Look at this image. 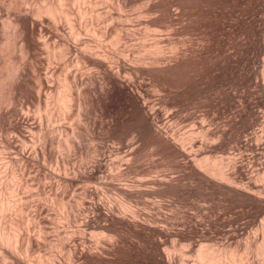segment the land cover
<instances>
[{"label":"rangeland","instance_id":"rangeland-1","mask_svg":"<svg viewBox=\"0 0 264 264\" xmlns=\"http://www.w3.org/2000/svg\"><path fill=\"white\" fill-rule=\"evenodd\" d=\"M66 1L64 7L69 8L71 15L74 17H77L79 9L92 10L91 4L93 2L101 3L100 11L106 10L102 12L107 14V11L110 12L111 10L113 16L117 20L119 19L118 22H111L112 26H122L120 30L123 31L120 32L121 34L124 32L123 36L131 30L135 38L131 34L132 32L128 33L131 35L125 37L129 39V49L127 50L125 42L127 39L124 41V37L122 38L123 42L121 39L117 42L121 44V47H118L119 44L116 43V45L109 41V37L114 34L115 26L110 27L111 24L108 23L110 21L104 18L106 19L103 20L104 22L101 20L103 23L100 22L99 24V21H97V24L102 25L104 27L102 28L103 31L108 33H97L94 36L92 34L93 38L95 37L93 39L90 32L88 35L87 32L84 31L83 34V31H81L79 33V35L82 33L81 38L78 42L80 43L82 39V45L80 43L79 47L76 48L70 45L68 55L65 54L61 58L56 56L55 59L48 60L45 48L42 47L43 44L37 40V34L31 35L36 62L40 67L39 73L45 80L40 88L42 90H40L41 102L38 103L36 89L33 86L34 77L30 70L31 60L27 56H25L26 59H23L24 61L21 59L25 57L19 53L21 51L18 49L17 36L14 37L15 40L11 38L13 43L10 37H13L15 33L12 32V35L8 36L11 33L9 32L11 27L6 26V30L2 29L5 26H2L3 19L6 18L3 16L6 14L2 0H0L2 3H0V18L3 17L0 19L2 21V23L0 22V27H2L0 28V130L2 128L0 131V134L2 132L0 135V225L4 222L8 223V228L14 230L21 240L26 236L36 239L32 242V248L29 251H12L13 255H17L19 260L11 256V259L8 258L4 261L5 263L0 259V264H52L54 260L53 264H58V262L67 264L70 260L66 258L63 243L71 241L74 237L79 240L84 235V245L87 246L85 248H88L94 238L98 240L97 236L101 237L103 233L107 237L99 238L101 241L99 243L102 244L98 246V250H102V258L95 256L80 258V261L77 259L68 264H264V0H189L190 2L181 0V2L185 1L187 6L190 5V12L192 11L193 15H191L195 17V21H193L192 16L184 18L186 16L178 13L173 19V28H157L159 26H154L157 28L155 31L147 29L146 31L149 34L150 31L151 33L156 32L155 37L159 42L157 47H160L156 49L158 51L156 53L159 59L158 65L168 64L169 66L158 70L154 85H152L149 75L146 73L134 78V81H140L139 89L147 98L148 103L156 107L157 112L153 120L139 112L129 111L125 113V108L121 107L117 100L109 101V104L112 102L113 109L118 111H116L118 118L113 121L115 126L113 123L111 125L115 132L111 127H107V121L110 118L109 113H102L99 110V101L96 100L99 99L98 90L100 91L97 75L99 73L94 70L96 67L94 68V65L87 60L77 59L75 55L79 50L86 52L89 47H86L83 43L85 40L87 42L91 39L89 43L91 41H93L91 44L98 42L102 46H99L102 49L94 47L98 56L102 55L100 51L106 50L111 54L114 53L112 55L115 57L116 53L122 50L123 53L120 52L123 54L122 56L124 57L127 52L125 57L128 58L127 61L118 53L123 65L129 67L134 63L136 64L138 59H142L141 57H143L140 60V62L142 61L141 64L146 65L148 58H146L145 53L150 54L148 40L153 33L149 35L145 31L144 25L141 24L145 23L146 19L144 18L147 17L137 15V8H141L143 6L141 2L146 0H141V2L136 0L135 4H132L134 7L129 4L121 10H118L115 6L112 7V3L118 0H113L114 2L111 0L112 3L110 0ZM136 2L141 5L138 6ZM192 2L194 3L192 4ZM28 4L30 6L42 5L45 7L44 5L47 3L45 0H29ZM135 6L136 9H134ZM207 7L210 9L209 11L206 9ZM112 8L117 9V15L116 10ZM213 8L216 9V12ZM126 9L128 10L126 11ZM131 10L136 14L134 16L136 23L132 22L134 18L130 15L133 14ZM87 13H89V10H87ZM129 15L132 16V20L129 18L130 21L127 18ZM151 15L153 16V14ZM179 15L182 16L179 17ZM82 16L84 17V15ZM82 16L81 19L84 20L86 16L84 18ZM199 16H202L203 20H200ZM137 17H140V19ZM124 18L126 19L123 21ZM61 19L58 21L59 29L57 30L58 32L62 31L64 36L67 34V37L71 33V31L68 32L70 30L69 23L66 17L63 16ZM43 23L49 25L45 20ZM204 23L207 27L204 26ZM95 24L93 23L96 27L97 24ZM131 25L133 26L131 27ZM134 25L135 29L133 28ZM192 25L193 27H191ZM97 27L101 28V26ZM136 29L138 30L136 31ZM126 30L128 31L126 32ZM139 31L146 33L145 35L142 33L145 38L142 37ZM136 34H140L142 39H139ZM147 34L148 37H146ZM101 35L105 36L101 37V39L105 38L104 41L100 39ZM165 35H168V37ZM130 36L132 39L134 38V41L137 40L136 43L141 40L143 46L140 41L137 43L140 48L143 47L141 50H148L141 52L138 49L139 51H137L136 47H139L130 39ZM162 36H164L163 39ZM98 38L105 43H101ZM186 38L188 41L185 44L183 43L182 46L176 44L180 43L179 39ZM159 39L160 41H158ZM130 40L135 43V46L130 43ZM175 41L176 43H174ZM107 43L108 45H105ZM173 43L177 46H173ZM110 45L114 47L112 48ZM172 46L175 48H172ZM132 47L134 49H131ZM91 48H89V51L93 53L94 50ZM76 49L79 50L76 52ZM129 50L132 51L129 53ZM160 51H163L161 54L165 53V55L162 56ZM134 54L137 57L135 55L133 58ZM129 56L131 59H129ZM66 58L70 60L68 61ZM160 58L161 61L163 60L162 62ZM16 61H23L24 64H22L23 62L21 64L25 66V70L23 76L17 81L16 88L9 94V77L15 67L14 65L20 63ZM140 62L138 63L140 64ZM48 66H51L50 70H46L49 68ZM46 71L50 72L46 73ZM93 71L95 74H93ZM70 74L71 76L76 74L75 77L82 74L80 78L84 81L87 79L85 81L88 85L87 92L91 90L90 95L93 93L91 95L93 103L90 98H86L88 93L85 94V91L79 90L82 86L80 85L81 79L78 80L79 77L77 79L73 78ZM86 75H90V77ZM124 75L126 76L127 73L123 74V71H121V78ZM92 77L95 84L92 83ZM95 86L96 90H92ZM60 92L64 95V98H61L62 103L57 101ZM83 94L85 95L83 96ZM10 95L13 101L11 100L9 103L12 104L8 105ZM76 97H79V101ZM89 103L92 105L88 106ZM83 104L88 107V112L85 108L83 113L78 114V118L73 119L75 112ZM94 112L100 115L94 114ZM118 113L119 115L121 113L120 117L125 114L121 117L122 120ZM85 115H89L91 118L95 115V118L88 117L89 120L86 119ZM97 116L99 119H96ZM100 118L104 121V124L100 121ZM94 121L96 125H94ZM83 122L90 127L88 125L84 126ZM119 122H122L121 126ZM41 125H44V130L49 129V132L54 129L49 136V141H53L51 142V149L54 154L51 158L45 156L48 159H44L41 155L39 158H35L28 152L24 154L20 152L23 147L30 148V138H33L31 132L37 135ZM46 125L51 126L49 128ZM88 129H92V131L88 133ZM62 130L67 132L65 134L70 140L62 141V149L64 150H56L60 154L65 152L62 156H65L63 159L65 158L66 163L69 162L70 167H68V163L66 167L64 166L66 164L64 160L63 163L55 161L57 160L56 156L60 154L56 150L54 151L56 147V140L54 139H57L58 135H64ZM83 133H86L85 136H91V138L87 136L83 140V137H85L84 135L81 137ZM131 137L132 143L127 145L125 141ZM71 139H75L74 144L69 146ZM3 144L7 145L2 147ZM79 146L83 147L82 150ZM6 148H8L7 151ZM87 150L90 153L87 154ZM55 153L57 154L55 155ZM90 155L92 161L90 162L88 159L87 162L86 158H89ZM9 157L12 158L10 160L14 162L17 168H15L13 162L11 164L13 167L9 165L11 163L10 160L8 163ZM66 157L68 159L70 157V159L68 160ZM55 162H59L58 165ZM18 163H23V166ZM76 165L81 169L77 168ZM58 166L60 170L57 168ZM24 167L27 168L23 169ZM29 168L30 170H28ZM13 169L15 173H23L24 176H17L19 179L20 177L23 178L20 180L23 182L22 184L19 183ZM19 169L25 172L21 173ZM72 170H75V173ZM220 170L230 177L229 181L219 178L217 171ZM63 171L67 172L66 174H70L72 171L70 175L73 178L66 181L60 178L57 174ZM43 172L46 173L45 176ZM53 173L55 176H53ZM47 176H50L53 180L48 179ZM24 178L27 179L26 182ZM41 178L43 180L45 178V180L43 181ZM55 178L57 180H54ZM62 181H65L64 184H68V186L62 184ZM70 181H72L71 184H69ZM27 182H31L34 186L26 184ZM38 183H40L39 186ZM60 183L65 187H62ZM72 183H75V186L78 185L76 187L79 190ZM46 184H51L52 187H48ZM84 184L87 187L90 185L88 189L90 188L94 192L91 196L81 191L85 188ZM44 185L45 187H42ZM71 185L73 187H70ZM71 191L75 192L72 193ZM48 193L49 195L51 193V195H47ZM52 193H56L57 196L52 195ZM98 195L100 196L98 197ZM61 197L63 198V205L58 202ZM100 197L103 199L100 200ZM97 199L102 205V201L104 202L105 210L95 208ZM70 207L72 210L76 208L73 212H76L79 208V213L76 212L78 218H70L67 215V212H70ZM38 211H42L40 213H45L46 216L44 220L39 217L41 222L36 216V212L37 215L39 213ZM24 219L27 220V223L23 222ZM75 220L79 224H76ZM79 225L82 230L77 229ZM81 225L86 229L82 228ZM70 230L75 235L74 237L73 235L68 236ZM70 237L72 238L70 239ZM59 239L62 240V244L60 242L57 245L56 242H59ZM51 240L55 241L54 244L57 247L53 245ZM2 241L4 242V240ZM38 241L43 244H39ZM89 248V250L92 249V247ZM32 249H35V251ZM36 254H39L41 259H38ZM56 256L58 257L55 258ZM56 259H58V262Z\"/></svg>","mask_w":264,"mask_h":264},{"label":"bare ground","instance_id":"bare-ground-1","mask_svg":"<svg viewBox=\"0 0 264 264\" xmlns=\"http://www.w3.org/2000/svg\"><path fill=\"white\" fill-rule=\"evenodd\" d=\"M4 1L5 0H2V3H3V5H4V9H5V16H3V17H6V18H4L3 20H4V23H2V21L0 20V22L2 23V26H4L3 28L2 27H0V28H2V29H5V28H7L6 26H10L11 28V30L9 29V32H11V33H7L8 34V36L10 37L11 35H12V32L13 33H15V35L13 34V37H10V40H11V38H14V37H16L17 36V41L19 42V50L21 51V52H19V53H21L24 57L25 56H27L28 58H30V60H31V63H30V70H31V73H32V75H33V77H34V80H33V86H34V88L36 89V94H37V100H38V103L39 102H41L40 100H41V97H40V93H41V86L45 83V80L41 77V75H40V73H39V65H38V63L36 62V56H35V52H34V50H33V42L31 41V35H33L34 33L35 34H37V40H38V42H40V43H42L43 45H42V47H44L45 48V52H46V57H47V59L49 60V59H52V58H54V57H63L65 54L66 55H68L69 53V51H70V49H69V47H70V45H73V46H75V48L76 47H79V45H80V43H81V41H82V39H81V41H80V43L78 42L79 41V39L81 38V34L79 35V33L81 32V31H83V34L85 33V32H87L86 34H90L91 36H92V34H93V36L95 35V34H97V33H100V34H104L105 32L103 31L104 29H102V28H104L102 25H98L97 24V21H99V24H100V22H102L103 20L105 21L106 19H104V18H107L108 19V21H110V22H108L109 24H111V22H118V20L115 18V16H113V13L111 12V10H110V12H109V10L107 11L108 13L107 14H105V13H103V12H105L104 10H102V11H100V5H101V3H99V2H93L92 4H91V7H92V10H90V9H83V10H81V9H79V11H78V15H77V17H74L73 15H71V11H70V9L69 8H66V7H64V3H65V1L66 0H45L46 1V5H44L45 7H43L42 5H37V6H30L29 4H28V1H26V0H6V2L4 3ZM24 1V2H23ZM27 2V5H26V2ZM111 1V0H110ZM113 1V0H112ZM112 1H111V3H112ZM136 0H118V1H116L115 3H112L113 5H112V7L113 6H115L118 10H121L122 8H125L127 5H129V4H131V6H133L132 4L135 2ZM142 1H144V0H142ZM183 1V0H182ZM189 1V0H188ZM67 2V1H66ZM101 2V1H100ZM114 2V1H113ZM139 2H141V0L139 1ZM185 2V1H184ZM184 2H181V0H146L145 2H141V4H143V6L141 7V8H137V15H141L142 17H144V16H146L147 18H144V19H146L145 20V23H141V24H143L144 25V29H145V31L147 30V29H149V30H153V31H155L157 28H161V27H167V29L168 28H173L172 27V25H174L173 24V19L175 18V15L176 14H178V13H180V14H182V15H184V16H186V17H184V18H190L193 14L190 12V5L189 6H187V4H186V2L184 3ZM190 2V1H189ZM1 3V2H0ZM1 3V4H2ZM31 3V2H30ZM136 3H138V2H136ZM194 2H192V4H193ZM210 3V2H209ZM104 4V3H103ZM135 4V3H134ZM140 3H138V6H140L139 5ZM196 4V3H195ZM201 4V3H200ZM199 4V5H200ZM208 4V3H207ZM2 5V6H3ZM103 6V5H102ZM125 6V7H124ZM195 6V5H194ZM218 6V5H217ZM108 7V6H107ZM134 7V6H133ZM202 7H204V6H202ZM209 7V6H208ZM208 7L206 8V9H208ZM130 8V7H129ZM132 8V7H131ZM193 8H195V7H193ZM197 8V7H196ZM200 8H201V6H200ZM113 10L115 9V8H112ZM117 9H115L116 10V15H117ZM134 9H136V6H135V8ZM213 9H215V8H213ZM87 10H89V13H87ZM123 10H125V9H123ZM128 9H126V11H127ZM133 10V9H132ZM131 10V12H133ZM194 10V9H193ZM210 9H208V11H209ZM136 11V10H135ZM204 11V10H203ZM101 12V13H100ZM115 12V11H114ZM119 12V11H118ZM199 12H200V10H199ZM215 12H216V9H215ZM1 13V12H0ZM102 13H103V15H102ZM123 14H124V11L122 12ZM121 13V14H122ZM128 13V12H127ZM105 14V15H104ZM122 14V15H123ZM151 14H153V16L151 15ZM192 14V15H191ZM202 14V13H201ZM200 14V15H201ZM205 14V13H204ZM204 14H203V16H204ZM209 14H211V13H209ZM4 15V14H3ZM82 15H84V17L86 18H84ZM127 15V14H126ZM130 15H132V16H130ZM129 15V17H127V16H125V17H127L128 19L130 18L131 19V17L132 18H134L133 20H132V22H135L136 23V19H135V15L136 14H134V12H133V14H130ZM182 15H179V17L180 16H182ZM212 15V14H211ZM66 17V19H67V21H68V25H69V28H70V30H68V32L69 31H71V33L70 34H68V36L66 37V35L64 36L63 35V32H62V34H61V32H58V30L57 29H59L58 28V21H59V19H61L62 17ZM81 16H82V18H84V20L83 19H81ZM118 16H119V14H118ZM198 16V15H197ZM206 16V15H205ZM2 17V18H3ZM61 17V18H60ZM120 17V16H119ZM141 17V18H142ZM193 17V16H192ZM200 17V16H199ZM206 17H208V16H206ZM215 17V16H214ZM2 18H0V19H2ZM121 18H122V16H121ZM137 18H139L140 19V17H137ZM177 18V17H176ZM183 18V17H182ZM195 17H193V21H195V19H194ZM201 19L200 20H203L202 18V16L200 17ZM205 18V17H204ZM126 18H124L123 19V21L125 20ZM130 19H129V21H130ZM197 19V18H196ZM214 19V18H213ZM212 19V20H213ZM44 20L45 21H47V23L49 24V25H45L43 22H44ZM62 20V19H61ZM60 20V22L62 23V21ZM102 20V21H101ZM198 20V19H197ZM210 20V19H209ZM216 20V19H215ZM103 21V22H104ZM121 21H122V19H121ZM128 21V22H129ZM207 21H208V19H207ZM214 21V20H213ZM102 22V23H103ZM127 22V23H128ZM189 22V21H188ZM191 22V21H190ZM200 22V21H199ZM202 22V21H201ZM6 23V24H5ZM60 23V24H61ZM93 23H96L97 24V26H101V28L99 29L97 26L95 27L94 25H93ZM106 23V22H105ZM129 23H131V22H129ZM139 23V22H138ZM184 23V22H183ZM205 23H206V21H205ZM204 23V24H205ZM208 23H211V22H208ZM95 24V25H96ZM114 24H116V23H114ZM118 24V23H117ZM121 24V23H120ZM190 24V23H189ZM193 24V23H192ZM195 24V23H194ZM202 24V23H201ZM212 24V23H211ZM104 25V24H103ZM108 25V24H107ZM106 25V26H107ZM122 25V24H121ZM123 25H124V23H123ZM139 25V24H138ZM137 25V26H138ZM182 25V24H181ZM203 25V24H202ZM214 25V24H213ZM109 26V25H108ZM113 26H115V25H113ZM113 26H112V24H111V26L110 27H112L113 28ZM119 26V25H118ZM125 26V25H124ZM133 25H131V27H132ZM137 26H136V28H137ZM154 26H159V27H157V28H155ZM204 26H206V24L204 25ZM208 26H209V24H208ZM121 27V28H120ZM120 27H114V34L112 35V36H110L109 37V41H111V42H113L114 44H116L118 41H120V39L122 40V38L124 37V41H125V39H127L126 37L128 36V35H131V34H133V32L129 29V27H130V25H129V27H128V29L130 30V32H128V33H131V34H128V33H125V35L123 36L122 34L124 33H122L121 34V32L123 31H121L120 29H122V26H120ZM191 27H193V25L191 26ZM194 27H195V25H194ZM199 27V26H198ZM207 27V26H206ZM108 28V27H107ZM134 29H135V25H134V27H133ZM189 28V27H188ZM197 28V27H196ZM201 28V27H200ZM1 29V30H2ZM102 29V30H101ZM124 29H126L125 27H124ZM133 29V30H134ZM194 29V28H193ZM212 29H214V28H212ZM6 30V29H5ZM138 29H136V31H137ZM161 30H163V29H161ZM166 30V29H165ZM174 30V29H173ZM195 30V29H194ZM197 30V29H196ZM4 31V30H3ZM64 31V30H63ZM85 31V32H84ZM121 31V32H120ZM128 30H126V32H127ZM144 31V30H143ZM158 31H160V30H158ZM167 31V30H166ZM165 31V32H166ZM191 31V30H190ZM215 31V30H214ZM90 32V33H89ZM140 32V34L142 35V37H144L145 38V36H143V34L145 35L146 33L145 32H142V31H139ZM147 33H148V31H146ZM161 32H163V31H161ZM168 32H170L169 30H168ZM208 32V31H207ZM207 32H206V34H207ZM106 33H108V32H106ZM105 33V34H106ZM136 33V32H135ZM143 33V34H142ZM153 33V32H152ZM151 33V31H150V34L149 35H151L152 34ZM156 33V32H155ZM155 33H153V35H151V38L149 39V38H147V39H149L148 40V49H149V52H150V54H146L145 53V55L147 56H145L146 58H148L147 59V64L146 65H143V64H141V62H140V60H142L143 59V57H141L142 59H138V61L135 59V62L137 61V63L135 64H132L131 66H129V67H127L128 65H123L122 64V61H121V59H120V57H119V55L121 54L120 52H122V50H120V48H119V50H120V52H117L116 53V56L114 57V55H112V54H114V53H110V52H108V51H100L101 52V54H100V52H99V54L101 55V56H98V54H96V52L97 51H95V48L96 49H99L100 47H102L101 46V44L100 43H98V42H96V43H94V44H91L93 41H91V43H89L90 41L89 40H91V39H87L88 41L86 42V40H85V42L83 43L86 47H92L93 48V50L95 51H93V53H94V55H92L93 53L92 52H90L89 51V48L88 49H86L87 51L85 52V51H82V50H79V49H76L75 51L77 52V50H79L78 52H77V54L75 55L76 56V58L77 59H83V60H87L89 63H91V64H93L94 65V68L96 67V69H94L95 71H98V73L99 74H97L98 75V77H99V79H98V84H99V88H100V91L98 90V92H99V99L97 98L96 100L97 101H99L98 103H99V110L102 112V113H109L108 115H109V120L107 121V127H111V125H112V123H113V121H115L118 117H117V110H114L113 109V106L111 105V103L109 104V101H112V100H117L120 104H121V107L123 106L124 108H125V113H127V112H129V111H135V112H139V113H142V114H144L145 116H148L150 119H153V117L155 116V114H156V112H157V110H156V107L154 106V105H150L149 103H148V100H146L147 98L144 96V94L142 93V91L139 89V85L141 84L140 83V81H138V82H135L134 81V78H137V77H139L142 73L144 74V73H146V74H148L149 75V78H150V80H151V83H152V85H154V82H155V80H156V78H157V75H158V70L159 69H161V68H166V67H168L169 65L168 64H165V65H163L162 63V65L163 66H159L158 65V61H159V59H158V57H157V48H160V47H157V43H159V42H157V37H155ZM157 33H159V32H157ZM164 33V32H163ZM167 33V32H166ZM165 33V34H166ZM65 34V33H64ZM99 34V35H100ZM127 34V35H126ZM140 34L139 35H137L136 34V36H139V39H142V37H140ZM148 34H147V36L146 37H148ZM168 34V33H167ZM88 35H86V36H88ZM122 35V36H121ZM211 35V34H210ZM83 36H85V35H83ZM91 36H89V37H91ZM93 36H92V38H93ZM104 36V35H103ZM102 35L100 36V39H101V37H103ZM108 36V35H107ZM126 36V37H125ZM133 36H134V38H135V35L133 34ZM157 36V35H156ZM161 36V35H160ZM159 36V37H160ZM166 36V35H165ZM96 37H97V35H96ZM105 37V36H104ZM129 37V36H128ZM131 37V36H130ZM163 37L164 36H162L161 38L163 39ZM166 37H168V35L166 36ZM95 38V37H94ZM93 38V39H94ZM134 38L132 39V37L130 38L131 40H133L134 41ZM137 38V37H136ZM143 38V39H144ZM160 38V39H161ZM210 38V37H209ZM99 39V38H98ZM99 39V40H100ZM105 39V38H104ZM104 39H101V40H103L104 41ZM160 39L158 40V41H160ZM211 39V38H210ZM13 40H15V38L13 39ZM69 40H71L72 42H70ZM84 40V39H83ZM98 40V41H99ZM100 40V41H101ZM108 40V39H107ZM106 40V41H107ZM123 40H122V42H123ZM128 40L129 39H127V41H125L126 42V47H127V50L129 49L128 48ZM130 40V43H132V44H134V46H135V43H136V41L137 40H135L134 42L135 43H133L132 41ZM12 41V40H11ZM103 41H101V43L103 42ZM140 41V44H141V40H139ZM138 41V42H139ZM143 41H145V40H143ZM180 43L178 44V43H176V41L174 42V43H176L177 45H181L182 46V44L184 43H186V41H188L187 40V38L186 39H179L178 40ZM16 42V41H15ZM108 42V41H107ZM137 42V43H138ZM12 43H13V41H12ZM79 43V44H78ZM103 43H105V42H103ZM137 43H136V46H138L137 45ZM144 43V42H143ZM173 43V46L174 45H176V44H174ZM78 44V45H77ZM112 44V43H111ZM117 44H119V46L118 47H121V44L120 43H117ZM116 44V45H117ZM124 44V43H123ZM81 45H82V43H81ZM83 45V46H84ZM105 45H108V43L107 44H105ZM113 45V44H112ZM112 45H110L111 47H112ZM142 45V44H141ZM145 45H146V43H145ZM159 45V44H158ZM176 45V46H177ZM188 45V44H187ZM100 46V47H99ZM124 46V45H123ZM131 46H133V45H131ZM143 46V45H142ZM162 46V45H161ZM172 46V48H175V47H173ZM95 47V48H94ZM107 47V46H106ZM105 47V48H106ZM114 47V46H113ZM112 47V48H113ZM130 47V46H129ZM139 47V46H138ZM145 47V46H144ZM91 48V49H92ZM109 49H110V47H108ZM123 48V47H122ZM143 47H139V48H137L136 47V50L137 51H139L138 49H142ZM82 49H83V47H82ZM100 49H102V48H100ZM104 49V48H103ZM107 49V48H106ZM131 49H134L133 47L131 48ZM148 49H145V50H148ZM72 50V49H71ZM114 50V49H113ZM116 50V49H115ZM119 50H117V51H119ZM124 50V49H123ZM145 50H141V52H143V51H145ZM158 50H160V49H158ZM110 51H111V49H110ZM130 51H132V50H129L128 52L130 53ZM137 51H136V54H137ZM164 51V50H163ZM163 51H160V54H161V52H163ZM195 51V50H194ZM193 51V52H194ZM90 52V54H88ZM125 52H126V50H125ZM133 52H134V50H133ZM132 52V53H133ZM148 52V51H147ZM192 52V51H191ZM192 52V53H193ZM68 53V54H67ZM92 53V54H91ZM118 53H119V55H118ZM123 53V52H122ZM20 54V55H21ZM45 54V53H44ZM96 54V55H95ZM136 54H134L133 55V58L135 57V55ZM144 54V53H143ZM165 55V53H162L161 55L162 56H164ZM118 55V56H117ZM123 54H121V56H122ZM126 55H127V52H126ZM125 55V56H126ZM129 55V54H128ZM123 57L122 56V58H125L126 59V57ZM143 56V55H142ZM158 56L160 57V55L158 54ZM22 57V56H21ZM27 57H25V58H21L22 60L23 59H26ZM66 57V56H65ZM64 57V58H65ZM128 57V56H127ZM136 57H137V55H136ZM140 57V56H139ZM68 58V57H67ZM66 58V60H68ZM72 58V57H71ZM20 59V60H21ZM46 59V60H47ZM55 59V58H54ZM63 59V58H62ZM129 59H131L130 58V56H129ZM70 60V59H69ZM68 60V61H69ZM127 61H128V58L126 59ZM145 61H146V59H144ZM24 61V60H23ZM22 61V62H23ZM29 61V60H28ZM160 61H161V58H160ZM163 61V60H162ZM161 61V62H162ZM17 63H19L18 65H14L15 67L13 68V71L11 72V76H12V74L14 73V75L10 78L9 77V80H8V87H9V94L10 93H12V91L16 88V83H17V81L23 76V74H24V70H25V66H23L22 64H24V62L22 63L21 61H16ZM15 62V63H16ZM47 62V61H46ZM53 62V61H52ZM52 62H51V64H52ZM64 62H65V59H64ZM132 62H133V60H132ZM138 62H140V64L138 63ZM16 63V64H17ZM22 63V64H21ZM26 63V62H25ZM44 63V62H43ZM66 63V62H65ZM64 63V64H65ZM87 63V62H86ZM143 63H144V61H143ZM48 64V63H47ZM51 64H48V65H51ZM70 64V63H69ZM69 64H68V66H69ZM72 64V63H71ZM90 64V65H91ZM145 64V63H144ZM43 65V64H42ZM52 65H54V64H52ZM66 65V64H65ZM127 68H126V67ZM49 67V66H48ZM47 67V68H48ZM51 67V66H50ZM50 67L48 68V69H46V70H50ZM64 67H66V66H64ZM46 68V67H45ZM53 68V67H52ZM51 68V69H52ZM98 69V70H97ZM64 70V69H63ZM67 71L69 70L68 68L66 69ZM71 71V70H70ZM121 71H123V74H126L127 73V75L125 76L124 75V77L122 76V78H121ZM44 72H45V69H44ZM50 72V71H49ZM49 72H47L46 71V73H49ZM72 72V71H71ZM88 72V71H87ZM87 72H86V74H87ZM125 72V73H124ZM77 73V72H76ZM90 73H92V72H90ZM93 74H95L94 73V71H93ZM45 75V74H44ZM47 75V74H46ZM62 75V74H61ZM68 76H69V74H67ZM76 75V74H75ZM75 75L74 74H72V76H71V74H70V76L71 77H73V78H78V80H80V82H81V84L80 85H82V86H80V89L79 90H83V91H85L84 93L85 94H87L88 96H86V98L88 97V98H90L91 99V101H92V98H91V95H93V93L90 95V91L89 92H87V90H88V88H87V86L88 85H86V83H85V81H87V79H85V81L84 80H82V78H80V76L82 75V74H78L79 76L77 77H75ZM90 75H92V74H90ZM90 75H86V76H88V77H90ZM96 75V76H97ZM65 76H66V74H65ZM84 76V75H83ZM28 77V76H27ZM94 78H95V76H94ZM45 79H46V77H45ZM89 79V78H88ZM92 79V83H94V79H93V77L91 78ZM90 79V80H91ZM96 79V78H95ZM75 80V79H74ZM78 80H76V81H78ZM90 80H88L89 82H90ZM94 80V81H93ZM68 83V82H67ZM75 83V82H74ZM77 83V82H76ZM83 83V84H82ZM91 83V82H90ZM91 83V84H92ZM78 85H79V83H77ZM89 84V83H88ZM91 84H90V87H91ZM95 84V83H94ZM52 85V84H51ZM93 85V84H92ZM93 87V86H92ZM60 88V87H59ZM44 89H46V88H44ZM92 89V88H91ZM142 89V88H141ZM41 90V91H40ZM92 90H96V86H95V88L94 89H92ZM143 90V89H142ZM63 92V91H62ZM94 92H96V91H94ZM98 92H96V93H98ZM68 93V92H67ZM70 93V92H69ZM85 94H83V96L85 95ZM90 95V96H89ZM94 95H95V93H94ZM97 95V94H96ZM82 96V95H81ZM82 96V97H83ZM20 97V96H19ZM93 97V96H92ZM95 97V96H94ZM97 97V96H96ZM61 98H64V95L60 92L59 93V96H58V98H57V101H58V103H62L61 101H62V99ZM69 98V97H68ZM77 98V97H76ZM79 98V97H78ZM77 98V99H78ZM81 98V97H80ZM87 98V99H88ZM22 99H23V96H22ZM56 99V98H55ZM71 99V98H70ZM85 99V98H84ZM11 100H12V98H11V95L9 96V98H8V103L9 102H11ZM24 100V99H23ZM68 100V99H67ZM83 100V99H82ZM13 101V100H12ZM33 101V100H32ZM78 101H79V99H78ZM21 102V101H20ZM84 102V101H83ZM83 102H81V103H83ZM85 103V102H84ZM92 103H93V101H92ZM10 104H12V103H9L8 105H10ZM22 104V103H21ZM20 104V105H21ZM77 104V103H76ZM97 104V103H96ZM114 104V103H113ZM117 104V103H116ZM115 104V105H116ZM154 104V103H153ZM90 105V103L88 104V106ZM92 105V104H91ZM90 105V106H91ZM78 106V105H77ZM76 106V107H77ZM82 106V105H81ZM118 106H119V104H118ZM93 107H95V106H93ZM86 108V111L88 110V107H86V105L84 106V104H83V106L82 107H79V109H77V111L75 112V116H73L72 118L73 119H75V118H78V114L80 115V113H83V110ZM115 108V107H114ZM120 108V107H119ZM123 108V109H124ZM92 110V109H91ZM85 111V112H86ZM117 111V112H116ZM121 111H122V109H121ZM88 112V111H87ZM86 112V113H87ZM99 112V111H98ZM124 113V112H123ZM89 114V113H88ZM92 114V113H91ZM94 114H97V113H95L94 112ZM99 114V113H98ZM97 114V115H98ZM90 115V114H89ZM87 116V115H85L87 118L86 119H89L88 117H90V116H92V115H90V116ZM100 115V114H99ZM118 115H119V113H118ZM120 115H121V113H120ZM120 115H119V117H120ZM125 114H122V116H124ZM121 116V117H122ZM48 117V116H47ZM100 117H104V116H100ZM120 117V118H121ZM128 117H129V115H128ZM130 117H131V115H130ZM134 117V116H133ZM132 117V118H133ZM63 118V117H62ZM91 118V117H90ZM93 118H95V115H94V117H92L91 119H93ZM105 118H107V117H105ZM126 118V117H125ZM53 119V118H52ZM55 119V118H54ZM85 119V118H84ZM96 119H99L98 118V116H97V118ZM101 119V118H100ZM124 119V118H123ZM136 119V118H135ZM90 120V119H89ZM121 120H122V118H121ZM124 120H126V119H124ZM130 120V119H129ZM128 120V121H129ZM154 120V119H153ZM86 121H88V120H86ZM93 121V120H92ZM96 121V120H95ZM93 122L94 123V125H96L95 123L96 122ZM100 121H102V119L100 120ZM143 121V120H142ZM133 122V121H132ZM137 122V121H136ZM135 122V123H136ZM151 122V121H150ZM92 123V122H91ZM92 123V124H93ZM102 123L104 124V121H102ZM120 123V122H119ZM122 123V122H121ZM121 123H120V126H121ZM152 123V122H151ZM83 124H84V126H87L84 122H83ZM114 124V123H113ZM155 124V123H154ZM93 125V126H94ZM118 125V124H117ZM44 126V125H43ZM42 125H41V128L39 129V132L37 133V135L36 134H34V132H31V133H33L32 134V137L33 138H30L31 139V146H30V148H25V147H23L22 149H21V153H25V152H28L29 154H31L33 157H35V158H39L40 157V155L44 158V159H48L47 157L45 158V156H48V157H52L53 156V152H52V149H51V146H52V144H51V142H53V141H49V136H50V133L52 132V131H54V129L52 130V128H51V132H49L48 130L49 129H47V130H44V127H43ZM46 126H48L49 128H50V126L49 125H46ZM79 125H77V127H78ZM89 126V125H88ZM101 126H102V124H101ZM114 126H115V124H114ZM113 126V127H114ZM119 126V127H120ZM43 127V128H42ZM90 127V126H89ZM152 127V126H151ZM32 128V127H31ZM30 128V129H31ZM66 128V127H65ZM78 128H80V127H78ZM86 128V127H85ZM91 128H92V126H91ZM94 128V127H93ZM100 127L98 126V129H99ZM106 128V127H105ZM118 128V127H117ZM121 128V127H120ZM150 128V127H149ZM87 129V128H86ZM97 129V128H96ZM111 129H113L112 127H111ZM124 129H126V128H124ZM139 129V128H138ZM1 130H2V128H1ZM0 130V131H1ZM11 130V132H13L12 131V129H10ZM29 130V129H28ZM76 130H78V129H76ZM89 130V131H88ZM87 131H88V133L90 132V131H92V129L90 130V129H88ZM106 130H108V129H106ZM105 130V131H106ZM114 130V132H115V129H113ZM117 130V129H116ZM148 130V129H147ZM36 131H38V130H36ZM94 131V130H93ZM100 131V130H99ZM140 131V130H139ZM10 132V133H11ZM81 132V131H80ZM82 132H83V130H82ZM81 132V133H82ZM97 132H98V130H97ZM101 132H104V131H101ZM117 132V131H116ZM14 133V132H13ZM54 133V132H53ZM59 134H60V131L58 132ZM62 133H64V135H58V137H56L57 139H54V140H56V147L54 148V147H52V148H54V151L56 150V149H59V150H64V149H62V141H66V140H70V138L66 135L67 134V132L64 130H62ZM66 133V134H65ZM79 133V132H78ZM94 133V132H93ZM1 134H2V132H1ZM0 134V135H1ZM6 134H8V133H6ZM6 134H4V135H6ZM12 134V133H11ZM10 134V135H11ZM16 134V133H15ZM55 134H56V132H55ZM77 134V133H76ZM97 134V133H96ZM107 134V133H106ZM106 134H104V135H106ZM56 135V136H57ZM75 135V134H74ZM79 135H81V134H79ZM78 135V136H79ZM85 136L86 135V133H83L82 135H81V137L82 136ZM90 135H91V133H90ZM94 135V134H93ZM9 136V135H8ZM76 136V135H75ZM88 137H90L91 138V136H89V135H87ZM87 136H85V137H83V140L84 139H86V137ZM103 136V135H102ZM133 136V135H132ZM6 137V136H5ZM53 137V136H52ZM52 137H51V139H52ZM73 137V136H72ZM122 137H124V136H122ZM54 138V137H53ZM75 138V137H74ZM76 138H77V136H76ZM80 138V137H79ZM93 138V137H92ZM102 138V137H101ZM21 139V138H20ZM81 139V138H80ZM99 139V138H98ZM120 139V138H119ZM126 139V138H125ZM134 139V138H133ZM37 140V141H36ZM75 140V139H74ZM74 140L73 139H71V144L69 145V146H71V145H73L74 144ZM82 140V139H81ZM81 140H79V141H81ZM122 140V139H121ZM24 141V140H23ZM77 141V140H76ZM78 141V143H80ZM94 142V141H93ZM102 142V141H101ZM119 142V141H118ZM2 143V142H1ZM38 143V144H37ZM84 143V142H83ZM125 143L127 144V145H130L131 143H132V137L131 138H127L126 139V141H125ZM137 144V143H136ZM4 145H7V144H3V146L2 147H5ZM68 145H67V147H68ZM76 145V144H75ZM78 145H80V144H78ZM81 145H82V142H81ZM84 145V144H83ZM120 145V144H119ZM122 145V144H121ZM88 146H89V144H88ZM123 146V145H122ZM1 147V148H2ZM6 147H9V146H6ZM80 147V146H79ZM87 147V146H86ZM118 147V146H117ZM81 148H83L82 146L80 147V149ZM97 148V147H96ZM134 148V147H133ZM7 149L8 148H6V151H7ZM70 149H71V147H70ZM95 149V148H94ZM3 150V149H2ZM1 150V151H2ZM5 150V149H4ZM82 150V149H81ZM80 150V151H81ZM5 151V152H6ZM60 151V152H61ZM74 151H76V149H74ZM79 151V150H78ZM90 151H91V149H90ZM90 151H88L87 150V154H88V152L90 153ZM56 152H57V150H56ZM70 152V151H69ZM93 152V151H92ZM3 153H4V151H3ZM57 153H59V152H57ZM57 153H55V155L57 154ZM65 153V152H64ZM64 153H62V154H60V155H57L56 156V158H57V160H55L56 162L57 161H60L61 163H63V160L65 159H63V157H65V156H62V155H64ZM80 153V152H79ZM86 153V152H85ZM96 153V152H95ZM69 154V153H68ZM68 154H66V155H68ZM78 154V153H77ZM76 154V155H77ZM81 154H82V152H81ZM81 154H80V157H81ZM97 154V153H96ZM6 155V154H5ZM74 155V154H73ZM3 156H4V154H3ZM2 156V157H3ZM22 156V155H21ZM68 157V156H67ZM66 157V158H67ZM86 157V156H85ZM85 157L83 158V160L85 159ZM89 158H86L87 159V162H88V159L90 160V162L92 161L91 159H92V156L90 155V156H88ZM10 158L11 157H9V159H8V163H9V160H10ZM54 158V157H53ZM82 158V157H81ZM111 158V157H110ZM12 159V158H11ZM68 159V158H67ZM66 159V160H67ZM69 159H70V157H69ZM68 159V160H69ZM95 159V158H94ZM116 160V159H115ZM7 161V160H6ZM6 161H5V163H6ZM46 161V160H45ZM76 161V160H75ZM105 161H106V159H105ZM10 162L11 163H9V165H11L12 164V162L13 161H11L10 160ZM55 162V163H56ZM64 162H65V160H64ZM83 162V161H82ZM86 162V163H87ZM89 162V163H90ZM7 163V164H8ZM59 163V162H58ZM58 163H56L57 165H58ZM66 163V162H65ZM64 163V164H65ZM67 163H68V165H69V162L67 161ZM67 163L64 165L65 167H66V165H67ZM13 164H14V162H13ZM18 164H20V163H18ZM23 164V163H22ZM22 164H20L21 166H23ZM73 164V163H72ZM75 164H76V162H75ZM74 164V165H75ZM79 164V163H78ZM15 165V164H14ZM19 165V166H20ZM52 165V164H51ZM60 165V164H59ZM87 165H88V163H87ZM95 165V164H94ZM12 167H13V165H11ZM21 166H20V168H21ZM25 166V165H24ZM83 166V165H82ZM86 166V165H85ZM5 167V166H4ZM8 167V166H7ZM48 167V166H47ZM55 167V166H54ZM68 167H70V165L68 166ZM76 167H77V165H76ZM93 167V166H92ZM11 168V167H10ZM15 168H17V166L15 165ZM25 168H27V167H24L23 169H25ZM49 168V167H48ZM50 168H51V166H50ZM53 168V167H52ZM57 168H59V170H60V167L58 166ZM77 168H80V167H77ZM6 169V168H5ZM8 169V168H7ZM56 169V168H55ZM74 169V168H73ZM81 169V168H80ZM1 170H2V168H1ZM4 170V169H3ZM18 170V169H17ZM20 170H22V169H19V171ZM28 170H30V168L28 169ZM27 170V171H28ZM51 170V169H50ZM53 171H54V168L52 169ZM66 170H67V168H66ZM77 170V169H76ZM24 171V170H23ZM23 171H20L21 173L23 172ZM70 171V170H69ZM68 171V172H69ZM73 171V170H72ZM71 171V172H72ZM75 171V170H74ZM73 171V173H75ZM25 172V171H24ZM28 172H30V171H28ZM27 172V173H28ZM36 172H38V171H36ZM36 172H34V173H36ZM48 172H50V171H48ZM71 172H70V174H71ZM218 173H217V175H219V178L222 180H230V177L228 176V175H226V173L224 172V171H217ZM13 173L15 174V176L17 177V176H24L23 175V173L22 174H20V173H15V170L13 169ZM12 173V174H13ZM32 173V172H31ZM33 173V174H34ZM51 173V172H50ZM55 173V172H54ZM54 173H53V176H55L54 175ZM57 173V172H56ZM67 173V172H66ZM65 173V171H63V172H59L57 175L60 177V178H62V179H65V181L67 180V179H72L73 178V176H71L70 174H66ZM29 174V173H28ZM27 174V175H28ZM44 174H46L45 172H43V175ZM52 174V173H51ZM50 174V175H51ZM39 175V174H38ZM38 175H36V176H38ZM42 175V176H43ZM70 175V176H69ZM73 175V174H72ZM74 175H76V174H74ZM14 176V177H15ZM32 176V175H31ZM34 176H35V174H34ZM40 176V175H39ZM45 176V175H44ZM52 176V175H51ZM20 177V179H19V183L21 182L20 180H22L23 178H21ZM28 177H30V176H28ZM75 177H77V176H75ZM16 178V179H17ZM26 178H27V176H26ZM35 178V177H34ZM39 178V177H38ZM46 178V177H45ZM45 178H44V180H45ZM47 178L48 179H50L51 177L50 176H47ZM46 178V179H47ZM58 178V177H57ZM25 179V178H24ZM42 179V178H41ZM40 179V180H41ZM52 179V178H51ZM59 179V178H58ZM26 180L27 179H25V182H26ZM29 181H30V179H28ZM32 180H33V177H32ZM35 180V179H34ZM33 180V181H34ZM43 180V179H42ZM43 180V181H44ZM53 180V179H52ZM52 180H50V181H52ZM54 180H57L56 178L54 179ZM78 180V179H77ZM49 181V182H50ZM60 181H61V179H60ZM64 181V182H65ZM79 181V180H78ZM78 181H77V183H78ZM35 182V181H34ZM33 182V183H34ZM38 182V181H37ZM53 182V181H52ZM51 182V183H52ZM56 182V181H55ZM63 182V181H62ZM61 182V183H62ZM64 182L62 183V184H64ZM67 182H69V181H67ZM71 182L72 181H70V183L69 184H71ZM75 182V181H74ZM23 182H21L20 184H22ZM58 183H59V181H58ZM60 183V184H61ZM76 183V182H75ZM75 183L73 184L74 186H75ZM26 184H31V186H34L31 182L30 183H26ZM39 184L40 183H38V186H39ZM61 184V185H62ZM48 187H52V185L51 184H46ZM54 185V184H53ZM58 185V184H57ZM60 185V186H61ZM65 185V184H64ZM64 185H62V187L64 186ZM67 186H68V184H66ZM65 185V186H66ZM89 185V184H88ZM23 186H25V185H23ZM36 186V185H35ZM47 186H46V188H47ZM55 186V185H54ZM53 186V187H54ZM64 186V187H65ZM76 186H78V185H76ZM75 186V187H76ZM79 186H81V185H79ZM90 186V185H89ZM88 186V187H89ZM92 186V185H91ZM29 187V186H28ZM42 187H45V185L44 186H42ZM56 187V186H55ZM61 187V188H62ZM70 187H73L72 185L70 186ZM84 187L85 188H83L84 190H81L82 192L84 191V193L85 194H87V195H92L94 192L92 191V190H90V188L88 189V187L87 186H85V184H84ZM27 188V187H26ZM76 188H78V187H76ZM96 188V187H95ZM95 188H94V190H95ZM17 189V188H16ZM50 189V188H49ZM58 189V188H57ZM69 189V188H68ZM71 189V188H70ZM25 190V189H24ZM55 190V189H54ZM59 190V189H58ZM64 190H66V189H64ZM73 190H75L74 188H73ZM78 190H79V188H78ZM50 191H51V189H50ZM56 191V190H55ZM61 191H63L62 189H61ZM75 191H77V190H75ZM74 191V192H75ZM48 192V191H47ZM52 192V191H51ZM58 192V191H57ZM69 192V191H68ZM72 192V191H71ZM74 192H72V193H74ZM81 192V193H82ZM97 193H98V191H97ZM54 193H52V195H53ZM56 194V193H55ZM54 194V195H55ZM62 194V193H61ZM47 195H49V193L47 194ZM50 195H51V193H50ZM49 195V196H50ZM45 196V195H44ZM55 196H57V195H55ZM61 196H63V195H61ZM100 195H98V197H99ZM48 197V196H47ZM60 197V196H59ZM62 198V197H61ZM61 198H59L58 199V202L59 203H64V202H62V200H63V198L61 199ZM90 198V197H89ZM52 199H53V197H52ZM103 199V198H102ZM101 199V197H100V200H102ZM27 200V199H26ZM81 200V199H80ZM98 201H96V203H95V205H96V209H98V210H105L104 208H105V206H103V205H105L104 204V202L102 201V203H103V205L101 204V202L99 201V199H97ZM83 202V201H82ZM71 203V202H70ZM80 204V203H79ZM63 205V204H62ZM65 205V204H64ZM74 206V205H73ZM71 207H72V205H71ZM70 207V208H71ZM77 207V206H76ZM41 208V207H40ZM73 208V207H72ZM72 208L70 209V212L68 211L67 212V215L68 216H70V218L72 217V218H75V217H77L78 215H76V212H78L79 213V208L76 210V212H73V210L74 209H76V208H74L73 210H72ZM37 209V208H36ZM42 209V208H41ZM38 210H40V209H38ZM72 210V211H71ZM37 211V210H36ZM75 211V210H74ZM39 212V211H38ZM40 212H42V211H40ZM38 213V215H37V212H36V216H38V218L40 217L41 219H43L44 220V218L46 217L44 214H42V213ZM46 215H47V212H46ZM50 216V215H49ZM40 218H39V220H40ZM69 218V219H70ZM78 218V217H77ZM76 218V219H77ZM81 218V217H80ZM27 219V218H26ZM68 219V218H67ZM78 220V219H77ZM83 220V219H82ZM81 220V221H82ZM85 220V219H84ZM87 220V219H86ZM27 220H25L24 219V221L23 222H26ZM45 221H46V219H45ZM67 221H69V220H67ZM1 222V221H0ZM4 222V221H3ZM36 222H37V219H36ZM40 222H41V220H40ZM27 223V222H26ZM38 223V222H37ZM75 223L76 224H79L78 222H76V220H75ZM83 223V222H82ZM88 223V222H87ZM103 223V222H102ZM1 224V223H0ZM8 224V223H7ZM6 224V222H4L2 225H0L1 227H0V259L4 262V261H6L8 258H10L11 256H13V257H15L17 260H19V258H18V256L16 255V256H14L13 255V250H16V251H18V250H21L22 252H26V251H29L31 248H32V242L34 241V240H36L35 238H32V237H30V236H26V237H23L22 238V240L18 237V235H17V233L14 231V230H11V229H9L8 228V225ZM69 224H70V222H69ZM73 224H74V221H73ZM86 224V223H85ZM75 225V224H74ZM94 225V224H93ZM53 226V225H52ZM76 226H78V225H76ZM81 226H83V225H81ZM85 227H86V225H85ZM57 228V227H56ZM82 228H84V226L82 227ZM40 229V228H39ZM77 229H80V225H79V227H77ZM84 229H86V228H84ZM84 229H83V234H84ZM93 229V228H92ZM99 229V228H98ZM80 230H82V229H80ZM101 230H102V228H101ZM60 231V230H59ZM65 231V230H64ZM98 231H100V230H98ZM104 231H106V230H104ZM72 231L70 230V234L68 235V236H70V235H73V237L75 236L74 234H72L71 233ZM73 232H74V229H73ZM80 232H82V231H80ZM75 233V232H74ZM99 233V232H98ZM103 233V232H102ZM101 233V234H102ZM82 234V233H81ZM80 234V235H81ZM93 235H94V233H92ZM92 234H90L91 236H92ZM20 235V234H19ZM66 235V234H65ZM86 235V234H85ZM96 235V234H95ZM99 235H100V233H99ZM103 236H104V238H106L107 237V235L105 236L104 235V233L102 234ZM67 236V235H66ZM79 236V235H78ZM88 236V235H87ZM90 236V237H91ZM101 236V235H100ZM103 236H101V237H103ZM59 237V236H58ZM58 237L56 238V240L58 239ZM65 237V236H64ZM83 237H85L84 235L82 236V238L81 239H76L75 237L74 238H72V237H70V239H71V241H67V242H65V243H63L62 244V240L60 241V239H59V242L57 241L56 242V244L57 243H60L61 242V244L63 245V247L65 248V253H66V258H68V260H70L69 262L70 263H72L73 261H75V260H77V259H79V261H80V258H89V257H93V256H95V257H98V258H102V255H101V251L100 250H98V246L99 245H101L102 243H99V242H101L100 240H99V238H101V237H98L97 236V238H98V240H95L96 238H94V241H92L91 242V244H89L88 245V248H85V246L86 245H84V241H85V239H83ZM89 237V238H90ZM61 238V237H60ZM80 238V237H79ZM93 238V237H92ZM39 239V238H38ZM40 239H42L43 241H45L43 238H40ZM63 239V238H62ZM65 239L67 240V238L65 237ZM68 239H69V237H68ZM2 240H4V242L2 241ZM105 240V239H104ZM108 240V239H107ZM47 241H49V240H47ZM52 241V240H51ZM51 241H50V243H51ZM65 241V240H64ZM36 243H37V241H35ZM39 242V241H38ZM55 242V241H54ZM54 242L52 241V243H53V245L55 246L56 244H54ZM69 242V243H68ZM110 242V241H109ZM49 243V242H48ZM39 244H43V243H40L39 242ZM38 244V245H39ZM87 244V243H86ZM37 245V244H36ZM57 245H59V244H57ZM57 245H56V247H57ZM103 246H105V245H103ZM107 246V245H106ZM55 247V248H56ZM59 247H61V246H59ZM87 247V246H86ZM89 247H92V249L91 250H89L90 248ZM102 247V246H101ZM47 249V248H46ZM58 249H60V248H58ZM57 249V250H58ZM32 250H34L35 251V249H32ZM59 251V250H58ZM52 252V251H51ZM55 252V251H54ZM53 253V252H52ZM60 253H61V251H60ZM59 254V253H58ZM105 254V253H104ZM55 255V254H54ZM60 255V254H59ZM65 255V254H64ZM29 256V255H28ZM36 256H37V258L38 259H41V257H40V255L39 254H36ZM52 256V255H51ZM61 256V255H60ZM58 256H56L55 258H57ZM49 258V257H48ZM53 258V257H52ZM11 259V258H10ZM26 259V258H25ZM50 259V258H49ZM59 259V258H58ZM58 259H56L57 260V262H58ZM14 260V259H13ZM22 260L24 261V259L22 258ZM68 260H67V262H68ZM83 260V259H82ZM10 261H12V260H10ZM26 261V260H25ZM55 261V260H54ZM53 261V262H54ZM72 261V262H71ZM2 262V263H3ZM27 262V261H26ZM53 262H52V264H53ZM62 262V261H61ZM68 262V263H69ZM82 262V261H81ZM5 263V262H4ZM28 263V262H27ZM60 262H58V264H59ZM67 263V264H68ZM76 263V262H75ZM61 264V263H60ZM63 264V263H62ZM64 264H66V263H64ZM74 264V263H73ZM77 264V263H76ZM239 264H242V263H239Z\"/></svg>","mask_w":264,"mask_h":264}]
</instances>
